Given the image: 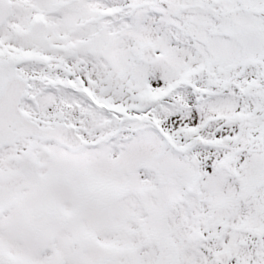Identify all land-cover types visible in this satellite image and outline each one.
Here are the masks:
<instances>
[{
    "label": "snow or ice",
    "instance_id": "1",
    "mask_svg": "<svg viewBox=\"0 0 264 264\" xmlns=\"http://www.w3.org/2000/svg\"><path fill=\"white\" fill-rule=\"evenodd\" d=\"M0 264H264V0H0Z\"/></svg>",
    "mask_w": 264,
    "mask_h": 264
}]
</instances>
